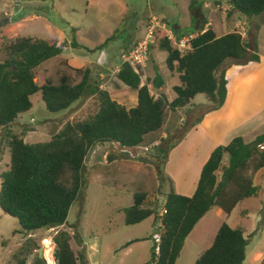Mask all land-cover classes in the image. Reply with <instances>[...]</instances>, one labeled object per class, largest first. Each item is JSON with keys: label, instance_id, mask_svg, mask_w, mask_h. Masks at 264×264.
Wrapping results in <instances>:
<instances>
[{"label": "trees", "instance_id": "obj_1", "mask_svg": "<svg viewBox=\"0 0 264 264\" xmlns=\"http://www.w3.org/2000/svg\"><path fill=\"white\" fill-rule=\"evenodd\" d=\"M225 2L226 16L231 11L248 17L264 11V0ZM204 21V18L200 21L190 39V48L185 52L176 50L161 31L155 33L153 42L149 44L148 55L152 44L163 49L166 68L177 74L178 82L172 85L175 95L170 100L162 92L157 95L150 93V88L157 89L162 82L158 73L142 80L140 68L120 61L117 78L136 90V102L127 108L98 87L97 80L89 75L88 67L75 68L80 72L76 82L68 74H60L55 80L44 77L39 83L34 80L35 67L60 53L64 41L55 44L14 35L0 42V50L5 53L0 59V129L5 130L3 145L8 153V162L0 171V209L16 218L17 231L64 223L70 203L83 190L84 157L91 146L105 142L116 143L123 150L136 146L145 134L159 129L165 110L190 103L197 93H202L208 101L203 111L222 103L226 80L220 66L230 62L256 61L258 55L253 41H246L236 29L216 35L209 26L201 31ZM2 22L0 20V25ZM193 31L190 29L186 33ZM113 32L94 49L101 48L113 37ZM180 35L183 34L175 33V37ZM69 43L78 45L73 38ZM34 93H39L44 108L50 112L64 110L73 101L89 95H95L97 108L88 118L65 121L47 140L27 142L22 140L23 136L15 134L10 125L31 107L30 96ZM195 119L196 116L178 136H164L154 144L159 160L155 164L156 190H162L163 184L169 182L161 169L169 148L195 125ZM262 141L264 131L257 133L249 142H245L241 135H235L227 143L217 144L210 150L190 195L176 193L171 187L164 192L162 190L165 211L159 216L158 230L154 225L158 218L157 209L144 204V192H133L132 203L123 208V222L132 224L151 215L156 230L153 237L157 234L158 242L156 251L154 242L149 247L146 261L129 264H173L185 236L209 207L217 205L227 215L239 199L254 194L252 177L264 167V147H257ZM247 236H243L239 227L220 222L210 244L198 252L194 264H241ZM51 240L52 264L83 263L82 255L70 248L69 235L65 230L56 231ZM13 264H24V258H17ZM29 264L48 263L35 254Z\"/></svg>", "mask_w": 264, "mask_h": 264}, {"label": "rangeland", "instance_id": "obj_2", "mask_svg": "<svg viewBox=\"0 0 264 264\" xmlns=\"http://www.w3.org/2000/svg\"><path fill=\"white\" fill-rule=\"evenodd\" d=\"M198 7L204 12L205 17L210 18L209 26L213 27L215 34L229 29L242 28L246 33L243 38L246 41H253L258 55L256 61L249 60L241 64L230 62L225 68V79L229 77L225 83L229 82L230 85H234L232 87L228 85L230 87L229 97L221 111H217L219 114L211 112L217 110L216 108L222 103L215 108L203 111L208 101L202 93H197L191 99L193 103L191 106L165 110L159 129L145 134L138 145L125 150L112 142L91 146L84 157L83 190L70 203L63 224L31 231H17L16 218L0 209V264H13L20 257L24 258V264H29L38 253L39 247L45 262L52 264L54 258L51 236L58 230L67 232L70 248L74 253L82 255V264H129L146 261L149 256V247L153 244V234L156 233L153 227V217L147 216L139 222L125 224L123 208L132 203L133 192L142 191L146 194L144 204L158 209L162 202L160 198L162 190L171 187L170 179L167 177L169 182L163 184L162 190H156L155 164L159 160L156 157L157 151L154 144H157L163 136L170 138L178 136L195 116L197 117L195 124L204 117V126L211 131L215 129L217 132L220 127L234 123L264 100V11L249 17L240 15V19L235 11H231L226 16L227 3L225 0H0V20L7 21L8 19L9 24H16L13 34L43 35L44 20L67 21L72 26H79L80 22L84 23V28L78 34L69 28L70 39L73 38L78 44L72 50L86 59L103 57L106 54V69L108 70L119 62L118 51L123 45L126 47L121 50L128 49L143 36L147 17L155 15L157 19H163L165 25L171 28L175 36L173 25L187 23L192 17V12ZM119 8L122 9V13L113 20L110 19V15H116ZM84 11L87 12L86 17ZM105 13L106 17L103 19L99 17ZM31 15L36 17L33 18ZM96 22L100 30H96ZM233 23L235 25H232ZM112 32L113 37L104 43L102 50L101 48L94 49ZM3 39L5 37L2 38L1 35L0 42ZM135 39L137 40L133 43ZM151 52L155 63L165 77L164 81L167 85H164L162 90L167 97H172L173 93L169 91L167 81L176 83V74L169 75L164 64L165 51L163 49L152 44L150 54ZM4 55L5 53L0 50V59ZM57 58L54 55L40 62L39 70L37 69L34 77L37 83L48 72H50L49 76L55 80L57 72L53 69L50 71V64L43 63L54 61ZM259 58L261 62H258ZM59 64H56V67H59ZM225 65L223 63L220 66L223 73ZM237 65L241 68L236 69ZM43 66L44 72L40 70ZM152 73L153 70L150 68L151 76ZM70 74L72 80L78 76L71 71ZM241 76V80L237 82ZM142 80H144L143 76ZM225 90L227 91V85ZM150 93L154 95L155 90L150 88ZM84 99L85 101L81 104ZM30 100L31 107L18 115L21 123L13 122L10 125L12 131L21 136L34 130L26 135L27 142L47 140L64 124L69 115L68 112L71 114L73 111L72 118L66 121H76L88 118L97 108L95 95L79 99V103H74L67 111L55 112L44 108L38 93L32 94ZM58 114L60 116L57 117ZM215 116L217 119H214ZM257 130L244 134L243 140L251 141L257 134ZM4 132V129H0V171L8 162V154L3 145ZM3 151L4 155H2ZM166 165L171 171L177 168L174 157H171ZM189 171L188 169L187 172H180L177 176V184L183 185V188H178L179 193L183 195L191 194L187 186H191L193 175ZM252 184L255 186L254 194L239 199L230 210L228 217L222 218L224 222L233 227L236 225L235 221L240 220V216L249 215L247 222L253 230L249 232L252 233L250 236H247L249 233L245 235L248 237L244 247L246 257L253 249L260 246L262 247L260 249L264 248V167L254 173ZM240 221L244 222L246 219L243 218ZM196 234L201 235L198 231ZM134 237L139 239L125 244ZM207 241L208 238L206 241L199 240V237L191 232L182 248L180 247L181 250L173 264H194L198 249L206 247ZM241 263L246 264L247 260H242Z\"/></svg>", "mask_w": 264, "mask_h": 264}, {"label": "crops", "instance_id": "obj_3", "mask_svg": "<svg viewBox=\"0 0 264 264\" xmlns=\"http://www.w3.org/2000/svg\"><path fill=\"white\" fill-rule=\"evenodd\" d=\"M66 9H69V8L66 7ZM83 13H84V16L86 17L87 12L84 11ZM121 13H122V9H120L116 15L111 14L110 19L113 20L114 18L118 17V15H120ZM237 15H238L237 16L238 19H240V15L239 14H237ZM31 17L34 18L36 16L31 15ZM99 17H102V19H103V17H106V13L99 16ZM203 18L205 20L203 23V29H204L211 24L210 18L205 17L204 12L200 9V7L195 8V10L192 12V17L188 20L187 23L174 24L173 25L175 28L174 32L176 34H180V33L184 34L187 31H189L190 29H193L194 30L193 32H196L197 27H199V23L201 20H203ZM153 19H155V21H157V22L158 21L164 22L163 19H157L155 15H151L149 18L147 17L146 25L149 24L150 22H152ZM194 20H197V21L194 23ZM3 22L4 23L0 25V36L2 35V38H4V37L9 38V37H13L14 35H19L17 33L16 34L12 33V32H14L13 30L16 28V24H9L8 19H7V21H3ZM97 22H99V21L97 20ZM97 22L95 23L96 30H100L101 28H99V26H97ZM232 22H233V20H232ZM193 23H194V26H193ZM232 25H235V23H233ZM84 26L85 25L82 22H80L79 26H72L71 23L67 22V21H64V22L51 21L50 22L48 20H44V23L42 25L43 35H34V36L31 35L30 37L43 39V40L47 41L48 43L58 44L62 41L65 42V45L63 46L62 51L60 53L56 54V56L58 57L56 60L43 63V64H50V68H51L50 71L53 69L54 72H57V74H56L57 76H59L60 74H68L71 77V74H70V71H71V73L73 72V73L78 74V76H76L75 79L72 80V78H71V80L73 82H76L80 77V72L75 71V68L88 67L89 68V75L92 78H95L97 80L98 87L105 89L110 98H112L116 102L124 105L126 108L133 106L136 102V90L134 88H131V87L125 85L124 83H122L117 78L116 72L114 71V69L120 63V59H119V62L114 64L113 68L108 70V69H106V54H104L103 57L97 56L95 58L86 59V58H82V57L78 56L72 50V48L75 49V47L70 45V43H69L70 42L69 28L70 29L73 28L74 32L76 34H78L81 31V29L84 28ZM209 27H211L213 29L212 26H209ZM241 30H242V28H241ZM241 30L239 29L237 31L240 33ZM226 31H228V30H226ZM226 31H223L221 33H224ZM221 33H219V34H221ZM219 34H216V35H219ZM244 35H246L245 32L243 33V36ZM137 39H135L133 41V43ZM170 43H171V41H170ZM124 47H126V45H123L120 48V50L118 51V58H119V53L122 51L121 49ZM101 50H102V48H101ZM48 58H46V59H48ZM43 61H46V60H43ZM155 62L156 61H154V59H153L152 52L150 54V50H149V60L146 61L145 65H144L145 68L141 69V71H142L141 79H142V76H143V78H145V77L151 78L155 72L158 73V75H160V77H161L162 82L157 87V89H154L155 90L154 95H157L159 92H162L164 94V96L166 97V99L170 100L175 95L174 91L172 90V85L176 84L178 82V80L176 83H173L171 81H167L169 91H171L173 93L172 97H167L166 94L162 90L164 85H167V84H165L166 81H164L165 77H163V72H161L159 70L157 63H155ZM258 62H261L260 58H259ZM51 64H54V65L51 66ZM56 64H59L60 66L56 67ZM38 65L35 67V74L37 73ZM227 65L228 64H226L224 67V73H223L224 78H225V74H226L225 68L227 67ZM235 67H236V69L241 68L239 65H237ZM150 68H152V70H153L152 76H151V74H149ZM40 70H42L44 72V70H45L44 66ZM167 71H168L169 75H171L172 73L176 74V72H174V71H170L168 69H167ZM49 75H50V72H48L46 75L42 76L41 80L44 77L51 78ZM57 76L55 77V79L57 78ZM176 77H177V74H176ZM228 78L229 77H226L227 80H228ZM241 78H242V76L237 79V82L240 81ZM112 80H114V81H112ZM226 85H227V91L225 90L226 92H225V96H224V100H223L222 104L220 105V107L216 108L217 110H214L211 113L219 114V112H217V111H221L223 105L225 104L227 98L229 97L230 87H228V85L232 87L234 84L230 85L229 82H227V83H225V87H226ZM116 86H117V88H116ZM89 96H91V95H89ZM225 97H226V99H225ZM85 99L82 100L81 104H83ZM74 103L75 104L79 103V99L73 101L69 107H72V105ZM81 104H79V106ZM192 104L193 103L190 100V103L185 104L184 106L188 107V106H191ZM184 106H181V107H184ZM69 107L64 109L63 111H67L69 109ZM72 112L73 111H71V114H72ZM68 113H69V115H67V118L65 119V121L70 120L72 118L70 112H68ZM56 116L58 117V116H60V114H58ZM56 116H54V117H56ZM52 118H48V119H52ZM214 119H217V116H215ZM203 121H204V117L200 120V122H198L197 124L192 126L185 133V135L183 137L178 139L177 143H175L169 149V151L167 153V157H166V160L163 164L162 169H163L164 175L170 179V182H171L170 186L173 189V191L176 193L180 192L178 188H180V187L183 188V185L177 184V182H176L177 176L180 174V172L181 173L187 172L188 169L190 170L189 172L193 175V178H192L191 186L190 187L187 186V189H189L190 192H192L194 185H195V181L198 177L200 167H201L202 163L205 161V159L207 158L210 150L215 145L225 144L230 140L231 137H233L235 135H241L243 137L244 134H246L247 132L254 131L255 129H258L256 131V133L264 131V129H262L264 127V100L262 102L260 101L259 105L257 107L252 108L248 113L241 116L240 119H238L234 123H228L223 128L220 127V129L217 132H215V129L211 131L208 127H205L203 124ZM13 122L21 123L18 120V116L16 117V119ZM170 122H171V120H170ZM212 125L213 124L211 123V126ZM33 131L34 130H31L30 132H27V134H31ZM27 134H24L22 137V138H24V141H26V139H27L26 138ZM163 134H164V132H163ZM5 150L7 151L6 147H5ZM2 155H4V151L2 152ZM171 157H174V159L176 161V165H177V168L173 171H171V169L166 167L167 166L166 164ZM224 158H225V156H224ZM163 192H164V190H163ZM163 192L160 195L161 201L164 198ZM185 194H188V193H185ZM145 197H146V194H145ZM228 214L225 215L219 206L212 205L195 222V224L193 225L191 230L185 236L183 243H184L185 239L187 238V236L191 232H194L195 236L199 237V240L206 241L208 238V241H207L208 244L206 245V247H207L212 240V237L215 233L216 228L218 227L220 222L223 221L222 218L223 217L227 218ZM248 216L249 215L240 216V220L244 218V219H246V221H244V222H242L240 220L235 221L236 225L233 226V227H239L241 229L244 237H245V235H247L249 232H251L253 230L249 227V224L247 222ZM196 231H198L202 236L196 234ZM134 239L137 240L139 238L134 237ZM134 239H132V240H134ZM247 241H248V237L246 238V243H247ZM183 243L181 245V248L183 246ZM181 248H180V250H181ZM260 248H262V247L260 246L259 248L253 249L247 257H246L247 253H244L243 261L247 260L246 264H264V248L263 249H260ZM180 250H179V252H180ZM200 250L201 249H198V252ZM198 252H197V254H198Z\"/></svg>", "mask_w": 264, "mask_h": 264}, {"label": "built area", "instance_id": "obj_4", "mask_svg": "<svg viewBox=\"0 0 264 264\" xmlns=\"http://www.w3.org/2000/svg\"><path fill=\"white\" fill-rule=\"evenodd\" d=\"M205 29V28H204ZM202 29L201 31H203ZM162 32L164 36H166L170 41L172 46L178 50L179 52H185L190 48V39L195 35V32L192 33H186L183 35H180L179 37H175L171 28L167 27L164 22L155 21L153 19L152 22L146 25L145 32L143 36L137 40L134 45L128 49L122 50L119 53V59L121 62H129L134 68H140L142 69L148 59V47L149 44H151L154 40L155 33L156 32ZM241 34H243V29L240 31ZM118 70V66L114 69L116 72ZM257 147L259 149L264 147V141L257 144ZM163 200L161 204L159 205V208L157 209V221L155 222L156 230L157 226H159L160 218L159 216L165 211L163 207ZM153 242L156 244L154 246V251L157 250V242H158V236L157 234L153 237Z\"/></svg>", "mask_w": 264, "mask_h": 264}, {"label": "water", "instance_id": "obj_5", "mask_svg": "<svg viewBox=\"0 0 264 264\" xmlns=\"http://www.w3.org/2000/svg\"><path fill=\"white\" fill-rule=\"evenodd\" d=\"M22 140L24 141V138H22ZM40 251H41V248L39 247V250H38V253H37V256H41V254H40Z\"/></svg>", "mask_w": 264, "mask_h": 264}]
</instances>
